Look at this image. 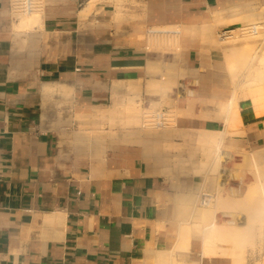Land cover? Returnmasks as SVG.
Wrapping results in <instances>:
<instances>
[{
    "label": "crops",
    "instance_id": "0c3cea01",
    "mask_svg": "<svg viewBox=\"0 0 264 264\" xmlns=\"http://www.w3.org/2000/svg\"><path fill=\"white\" fill-rule=\"evenodd\" d=\"M220 2L46 0L42 25L16 30L0 0V264H145L175 241L177 212L196 182L147 163L135 144L105 143L125 134L107 131L105 119L117 86L118 100L138 88L150 99L153 57L168 52L148 49L145 27L211 28ZM182 46L200 65L197 32ZM240 110L242 138L264 137V115ZM77 115L80 130L69 125ZM216 124L191 121L184 130ZM253 237L257 252L246 262L264 264V226Z\"/></svg>",
    "mask_w": 264,
    "mask_h": 264
},
{
    "label": "bare ground",
    "instance_id": "6f19581e",
    "mask_svg": "<svg viewBox=\"0 0 264 264\" xmlns=\"http://www.w3.org/2000/svg\"><path fill=\"white\" fill-rule=\"evenodd\" d=\"M220 16H215L219 18ZM245 28L226 27L228 30L227 35L219 37L217 40L211 39V32L208 27L202 26L196 29L194 26L187 28L181 26V32L185 36L187 33L193 34L197 32V35L202 39L214 43V45L221 50L222 58L225 64V71L222 74V78H226L228 81L224 85L222 91L218 94L219 100L215 101V106L212 111L195 112L193 110L194 100L189 99L186 109L177 108L170 112L176 113L177 116H191L195 118H202L206 120L221 121L222 129H205L196 128L192 131L195 132V140L200 145L203 152H205L206 159L202 162L203 169L206 171V175H214L216 183H218V189L215 193L201 192L205 195H210L209 202L202 203V199L199 201L198 207H192V212L196 213L197 218L201 220L194 228L181 227L178 232V239L174 242V254L167 249H158L154 251L149 257H147L145 264H202L201 259H210L212 257H227L231 258V264L244 263V259L249 256L251 260V253L253 250L250 248L249 242L251 239V233L249 228L253 227L256 223H264V166L258 165L256 157L253 155V173L255 175V181L251 184L242 199H235L231 197H225L221 194L222 186L225 182V173L227 171L220 165L223 158L229 157L227 150H223V141L226 136L236 134H244L242 130L240 101L249 99L254 111L258 115H264V26L260 25L257 18H250L246 21ZM42 25V14L33 13L25 16H21L18 24L15 25V29H32L34 27H40ZM179 30V31H178ZM160 29L158 27H151L148 32L149 36L153 38L162 37L161 32H173L167 33V39L177 36L180 33V29ZM175 32V33H174ZM213 38V37H212ZM156 42V41H155ZM155 42H152L153 44ZM152 44V45H153ZM173 48H165L163 51H174L170 54L176 58V49L179 46V42L171 43ZM262 46L259 51L257 48ZM166 75L169 77L187 76L192 84L199 85V90L203 92L201 88L202 74L195 73L192 69H187L179 66L176 61L170 62L166 66ZM204 79V78H202ZM172 84L176 85L178 96L182 94L192 95V90L185 88V85L173 81ZM132 84H127V90L130 91ZM154 82L149 81L146 83V88L154 87ZM54 91L65 94L67 91L62 86H55L52 88ZM117 86L112 90L111 97L113 99L112 105L108 109L110 115L111 125H125L139 124L142 127L149 129L142 131L140 137L141 142L147 147L150 153H153L152 143L158 142L162 139H167L172 135H182L184 131L182 129L171 128L163 124L157 126L161 130H151L152 126L145 127L146 113L148 110H143L139 101L134 100L132 97L122 98L118 100ZM213 102V101H212ZM200 103H205L204 99H200ZM157 115V114H155ZM171 115V114H170ZM160 116V115H159ZM78 117V115L76 116ZM172 118H170L171 120ZM174 122V118L171 120ZM170 122V123H171ZM174 125V124H173ZM261 133H255L253 136L259 141ZM136 133L134 134L135 138ZM262 135H264V129H262ZM260 155V154H258ZM257 155V156H258ZM264 157V153L261 154ZM221 178V182H218ZM200 193V195H202ZM207 195V196H208ZM201 197V196H200ZM183 203L181 208H188L190 202L189 198H182ZM243 208L247 212V217L243 218L242 222H235L234 219L228 221V225H221L217 222L215 214L220 209H232ZM222 214L230 212L221 211ZM233 215V214H231ZM233 217V216H232ZM199 236L201 239L200 260L188 261L184 259V253L187 252L190 245V238L193 235ZM249 253V255H248ZM174 255V257H173ZM254 255V254H252ZM256 255V254H255ZM179 256V257H177ZM248 260V259H247ZM245 260V261H247ZM246 264H255L252 262H245Z\"/></svg>",
    "mask_w": 264,
    "mask_h": 264
},
{
    "label": "rangeland",
    "instance_id": "374dc122",
    "mask_svg": "<svg viewBox=\"0 0 264 264\" xmlns=\"http://www.w3.org/2000/svg\"><path fill=\"white\" fill-rule=\"evenodd\" d=\"M213 14L214 16L219 15L220 17L217 18L218 22L213 24L212 27L208 29L211 32V39L217 40L219 38V32L222 27L226 26L239 28L242 25H246L247 19L250 18H257V20L260 22V25L264 26V0H221L219 9L214 11ZM20 18L21 17H19L16 21H19ZM167 28L171 30L180 29V33H178L177 36L170 37L168 39L166 37L167 35L153 38L150 37L149 33L147 32L150 29V26L147 25L145 27L146 35L144 36L143 34L142 39L147 38V45L149 50H156L161 52H164L162 49L173 48L174 46H172L171 44L173 40L175 43L179 42V46L177 47L178 49H176L175 51L176 58L173 57L174 55L170 54L174 51H166L168 52L167 55H163L161 58L153 57L152 64L154 67L152 66L151 71L153 74L152 78L155 79L153 80L155 86L144 90L145 95L150 96V99L147 101V99L142 96V92L139 88L134 91L132 97L134 100L139 101L143 110H148L149 112L161 110L168 112L170 118H174V122L170 121L171 123L166 126H173L171 128L182 129L184 131V134H175L171 137H168L167 139H162L158 142L152 143L153 149L149 148V150H153V153H150L149 155L147 147L140 140V137L143 135V129H149H146L139 124H130L122 127L123 125H119L116 122V125H111L110 120L105 119V128H107V131L111 132L114 128L115 130L113 131V133L120 132L122 134L124 132L126 134L129 131L131 132L130 135H105L104 139L105 143L109 139L110 141L119 140L117 141V143L120 144H135L141 155V158L144 159L147 163L154 165L160 163L167 164L168 168L166 170L169 174L172 173L173 175H176L177 178H181L185 181L192 180L196 182L194 183L195 189L186 196L190 199V202L188 204L189 207L184 209L179 208V212H177L176 220L178 222V230L175 235L176 239H178V232L181 227L188 226L190 228H194L198 223L201 222V220L197 218L196 213L192 212L191 208L193 206H199V195L201 192H217L218 183H216L214 175H206V171L203 169L204 166L202 165V162L206 159V155L195 140V132L186 129L184 130V127H187V123L191 121L206 119L195 118L191 116L179 117L175 112L172 113L170 111H174L177 108L186 109L188 106L187 101L189 99L194 100L193 110L195 112L201 110L202 112L203 110L204 112L212 111L215 106V101L219 100L221 97L218 94L220 93V91L224 90L223 87L224 85H226L228 80L221 77L223 72L225 71V64L222 58L221 50L218 49L214 45V43L212 44V42L210 43V41L204 40L199 36L201 42L200 51L202 55V62L200 65H193L187 62L184 56V48L182 46L184 35L181 32V26L176 25ZM152 42L155 43L153 44ZM261 47L262 46H259L257 48V51H259ZM173 61H176L179 66L187 69L191 68L193 72L202 74V78L204 79L201 78L200 83L202 84L201 88L203 89V92L199 90L200 86L192 84L187 76H177V78L173 76L169 79V77L166 75V66ZM173 81L179 82L185 85V88L192 90V95L182 94L178 96L176 85L172 84ZM200 99H204L205 103H200ZM239 104L241 107L244 105H251L249 99L240 101ZM72 123H77V130L84 128V125H82V121L78 118L76 122L74 119H71L69 121V125L71 126ZM145 127L148 126L145 125ZM127 128L129 129L128 131ZM157 128L160 127L152 126L150 129L158 131L161 130ZM216 129H222L221 121H218V124H216ZM135 133L136 135L134 138ZM243 135L244 134H232L225 137L222 149L224 151L227 150L230 156L223 158V160L220 162V165L227 171L224 176L225 182L222 186L221 194L225 197H231L240 200L246 193L248 187L255 181V175L253 173L254 161L252 159V156L254 155L256 157V162H258V165L264 166V157L261 156V154L264 153V137L261 136V139L258 141L256 138H242ZM85 139H87L89 142L91 140V138L87 136ZM218 182H221V178H219ZM221 211L230 212L233 215H229L228 213L227 215L222 214ZM247 215V212L243 208H232L217 210L215 217L219 224L226 226V224L228 225V221L232 219H234L236 223L242 222L243 218H246ZM263 226L264 223H256L253 227L249 228V231L251 233L249 245L253 250V253H251L250 255L251 258H255V254L257 252V247L253 241V235L255 234V230ZM175 241H172L167 248V250H169L173 254L175 253L173 249ZM200 249L201 239L199 238V236L194 234L193 237L190 238L189 249L184 253V259L188 261L200 260ZM259 250L261 251L260 248ZM219 258L223 259V257ZM249 258L250 257L247 256L244 261L242 260V262L244 263L241 264H246L245 260Z\"/></svg>",
    "mask_w": 264,
    "mask_h": 264
},
{
    "label": "built area",
    "instance_id": "2783aa9c",
    "mask_svg": "<svg viewBox=\"0 0 264 264\" xmlns=\"http://www.w3.org/2000/svg\"><path fill=\"white\" fill-rule=\"evenodd\" d=\"M8 2H9L8 4L9 13L13 21H16L21 16H25L33 13L43 14L46 8V0H8ZM248 27L250 26L242 25L239 28L241 29L243 28L244 30H247L245 28ZM228 30L229 29L227 28L221 29L219 32V37H224L225 34L227 35ZM167 33H173V32H161L160 34L161 36H164L167 35ZM145 117L147 120L146 121L144 120V122L145 125L147 126H157L158 124L168 125L171 121L168 112L162 110L148 112L146 113ZM207 195H205V193L199 195V201L202 199V203L209 202L211 198L210 195L208 196Z\"/></svg>",
    "mask_w": 264,
    "mask_h": 264
}]
</instances>
